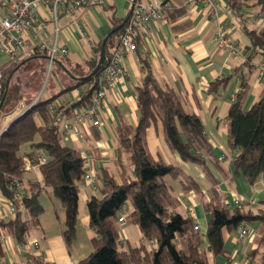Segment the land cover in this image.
<instances>
[{"label":"crops","instance_id":"crops-1","mask_svg":"<svg viewBox=\"0 0 264 264\" xmlns=\"http://www.w3.org/2000/svg\"><path fill=\"white\" fill-rule=\"evenodd\" d=\"M158 1L167 4L172 11L171 17L167 21L151 24L149 37L143 35L138 50L125 56L122 63L124 74L117 85L107 91L102 103L100 128L94 127L91 121H84L79 125L76 139L65 141L80 151H90L94 164L93 175L97 181L96 188L84 181L81 183L76 238L71 249H68L62 236L65 216L61 203L59 210H51L40 200L44 212L37 219H30L25 245L21 246L0 228V259L3 264H28L31 257L40 255L51 264H77L93 252L94 231L90 227L89 216L80 214L81 203L85 205L91 197L100 196V187L107 176L118 181H121L124 174L134 177L133 166L128 158L119 155L116 130L123 123L131 126L138 124L136 88L145 80L142 62L146 60L152 65L159 82L180 97L186 112L197 115L202 120L217 162L214 164L208 160L207 166L217 181V191L225 204L235 207L236 201L253 202L256 205L252 207L255 213L257 209L264 210V183L258 180L255 184H250L243 175L235 171L232 162L239 151L230 145L228 137V114L234 103L233 94L237 93V100L241 99L244 111H248L264 96V83L258 80L255 71V67L264 61V53L259 47H251L249 37L252 31L264 34V19L259 16L264 12V0H236L242 3L238 10L228 0H219L222 11L214 19L208 18L199 5L189 0ZM131 3L132 0H106L102 7L88 6L76 10L73 18L61 16L58 45H65L69 49L66 59L73 64L89 61L93 57L94 46L103 42L112 31V17L124 20ZM42 14V20H50L48 12L42 11ZM4 16L5 11L0 7V19ZM221 27L227 29L229 38L247 52V59L232 55L228 50L219 47L216 34ZM48 28L52 30V25L49 24ZM49 34L48 31V34L37 37L33 43L41 42ZM6 61L7 58H0V64ZM223 79V84L215 90L210 89L213 82ZM65 81L56 78L60 90L64 88ZM79 90H71L61 97L57 95L53 101L60 106H73L71 113L64 114L60 128L74 123L72 115L77 108L75 104ZM146 142L152 158H162L179 169V177H166V182L178 201L175 211L191 217L204 234L210 220L204 201L210 202L214 195L211 179L202 168L184 161L178 152L169 147L160 121L148 129ZM223 154L225 158H222ZM29 179L42 183L39 169L26 172L24 180ZM188 181L195 182L201 194L187 190ZM45 193L53 195L51 189L45 190ZM0 204H7L1 196ZM24 217L29 219L27 214ZM125 224H119L122 247L128 249L140 246L144 242L143 235L133 243L138 245L133 246L130 236L125 232ZM246 226L248 234L243 238L239 237L238 230H222L225 254L214 256L210 253L212 264L258 263L256 252L260 248L259 239L261 234L264 236V229L260 220L248 221ZM208 246V242L204 240L202 249L206 250Z\"/></svg>","mask_w":264,"mask_h":264},{"label":"trees","instance_id":"trees-1","mask_svg":"<svg viewBox=\"0 0 264 264\" xmlns=\"http://www.w3.org/2000/svg\"><path fill=\"white\" fill-rule=\"evenodd\" d=\"M228 2L237 10L242 7V3L236 0ZM166 12L170 18L172 11L168 9ZM112 21L113 29L123 22L113 17ZM122 33L123 29L108 39L103 68L118 48ZM249 37L251 47H259L264 53V34L252 31ZM101 45L102 42L94 46V54L89 61L73 64L67 59H60L57 66L69 70L76 78H84L96 67ZM37 57L47 59L46 56L34 58ZM142 69L146 77L136 88L138 124L131 126L123 123L116 130L119 155L128 158L133 166L134 177L124 174L121 181H118L107 176L100 187V196H93L88 200L89 223L94 231V250L77 264H212L210 253L214 256L225 254L222 230L227 228L235 231L246 226L248 221L255 220H260L264 229V210L257 209L255 213L252 207L256 205L251 203H244L240 207L225 204L217 191V181L207 166L208 160L214 164L217 162L202 120L199 116L186 112L180 97L159 82L147 60L142 62ZM99 73L88 81H78L68 75L69 80L64 82L65 86L58 95L82 88L84 91L75 106L90 107L98 88ZM16 74L17 71H10L5 76L4 91L7 90V93L1 107L0 120L14 113L21 101L26 100L25 105L29 109L12 119L6 129L0 125V194L9 199L16 209L14 218H0V228L17 243L25 245L30 219H37L44 212L40 196L45 190L51 189L64 209L62 236L68 249H71L76 238L80 188L85 170L81 151L66 144L56 118L61 112L71 113L73 106L63 104L51 115L50 108L56 97L36 102L25 98ZM8 79L10 81L6 88ZM224 81L225 79L213 82L210 89L215 90ZM4 91L0 96V103ZM38 117L42 124L38 123ZM158 121L163 125L169 147L178 152L184 161L202 168L211 179L214 195L210 202L204 201V208L210 216L204 234L194 229L197 224L191 217L175 211L178 201L172 194L166 177H179V169L162 158L155 160L148 152L147 132ZM228 124L229 143L239 151L232 165L250 184H255L264 173V96L248 111L242 109L239 98L231 106ZM26 143H30L33 150L21 156L18 154L19 149ZM42 150L48 154L46 164L39 168L42 183L32 179L25 181L24 159L34 158ZM17 182L23 183L21 199H15L13 192ZM186 188L201 194L195 182L188 181ZM125 207L131 208L125 210ZM123 210L127 213L126 223L137 225L143 235L144 242L140 246L128 249L121 246L119 218ZM25 214L29 217L28 220L24 217ZM204 240L209 245L206 250L202 249ZM259 240L257 264H264L262 234ZM0 264H3L1 259ZM28 264L51 263L40 255L31 257Z\"/></svg>","mask_w":264,"mask_h":264},{"label":"built area","instance_id":"built-area-1","mask_svg":"<svg viewBox=\"0 0 264 264\" xmlns=\"http://www.w3.org/2000/svg\"><path fill=\"white\" fill-rule=\"evenodd\" d=\"M190 2L199 5L206 13L208 18H218L222 11L219 0H189ZM106 0H0V7L5 11V16L0 19V58H7L8 63L0 67V96L4 91L5 76L4 70L7 66L17 64L18 62L36 56H46L49 65L48 71L53 70L55 59L58 56H69V49L65 45H58L61 16L74 17L76 10L88 6L102 7ZM168 10L166 3H161L158 0H138L130 20L123 28L119 46L111 56L109 63L100 71L98 88L94 96V103L87 108L77 107L72 118L73 124H65L60 128L63 122L64 112L58 114L56 124L59 126L60 132L63 135L64 141H74L79 135V125L84 121H91L93 126L100 128V110L102 103L106 98L108 90L114 88L120 78L124 74L123 60L126 55L134 53L138 50V45L142 36L149 37V28L151 24L161 20L167 21ZM42 11L50 14V20H42L44 18ZM45 15V14H44ZM264 19V12L260 15ZM46 17V15H45ZM49 24L52 25V30H49ZM49 37L43 39L41 42L33 43V40L39 36L48 34ZM216 39L220 48L228 50L230 54L248 58L246 51L239 48V46L229 38L228 30L219 28ZM258 80L264 83V61L255 67ZM84 89L80 88L78 100L80 99ZM237 100V93L232 96V101ZM36 102V101H35ZM58 104H52L50 114L54 115L57 111ZM29 108L25 104H21L18 109L5 117V119L16 118ZM5 127L4 129H6ZM1 134V133H0ZM83 159V166L85 173L83 181L91 187H97V181L93 175V158L89 150L81 151ZM225 154L222 158H225ZM24 169L26 172L37 170L40 166L46 164L47 159L43 156H35L34 158L26 157L24 159ZM259 181L264 183V173L260 176ZM15 199L23 198V183L17 182L13 187ZM7 204H0L1 215L0 218H14L16 214L15 206L4 198ZM244 203L240 201L235 202V206H242ZM251 204H255L251 202ZM125 210L128 208H124ZM125 210L122 211L119 222L126 223ZM194 229L200 231L199 225H195ZM239 237L243 238L248 234L247 226L238 229ZM36 246L37 243L35 244ZM23 246V245H21ZM25 247V246H24Z\"/></svg>","mask_w":264,"mask_h":264},{"label":"rangeland","instance_id":"rangeland-1","mask_svg":"<svg viewBox=\"0 0 264 264\" xmlns=\"http://www.w3.org/2000/svg\"><path fill=\"white\" fill-rule=\"evenodd\" d=\"M60 59L65 60L66 57L58 56L55 59L53 70L48 71L49 62L47 59H42L40 57L27 58L18 62L17 64L7 66L4 70V76H6V74H9L10 71H13V73L17 71L16 77H18L19 81L21 82V89L25 92L24 97L25 98L28 97L27 99H32L33 102L38 100L44 101L47 98H52V97L57 98V95L60 92V87L56 83V78L59 77L61 80H69L68 74L62 68L57 66V63L59 62ZM7 63L8 61H6L5 63L3 62L0 64V66L1 65L4 66ZM241 63L243 64V62ZM28 86H30L31 88L28 89ZM65 94H68V92L60 94L59 97H61L62 95L64 96ZM26 103H27L26 100L21 101L18 107L21 104H26ZM10 121L11 120L9 119L6 120L2 118L0 120L1 127L2 128L7 127ZM37 121L39 124H42V120L40 117L37 118ZM32 150L33 147L30 145V143H26L20 147L18 154L21 156H25L26 154H29ZM39 155L43 156L46 159L48 158V154L44 150H42ZM40 200L41 203L44 206H47L49 209L59 210L60 201L54 196V194L52 195L50 193L44 192V194L40 197ZM84 213L89 216L87 204L84 205V203H81L80 214L83 215ZM78 216H79V212H78ZM0 217H2L1 210H0ZM125 225H127V227L125 228V232H127V235L130 236L132 245L133 246L138 245L133 243L136 240L138 241V239L142 237L139 227L135 224L126 223Z\"/></svg>","mask_w":264,"mask_h":264},{"label":"water","instance_id":"water-1","mask_svg":"<svg viewBox=\"0 0 264 264\" xmlns=\"http://www.w3.org/2000/svg\"><path fill=\"white\" fill-rule=\"evenodd\" d=\"M137 1H138V0H132L131 8H130V11H129L127 17L123 20V22H122L118 27L112 29V31L108 34V36L103 40L102 45H101V51H100L99 61H98L97 65H96V67L94 68V70L91 72V74L88 75V76H86V77H84V78H76V77H74V76L70 73L69 70L64 69L65 72H66L68 75H70L72 78H74V79H76V80H78V81H88V80H90L91 78H93L97 73H99V72L102 70L103 65H104L105 62H106V43H107L108 39L110 38V36H112L113 34H115V33L118 32V31H121V30L124 28V26L127 24V22H128V21L130 20V18H131V15H132V13H133V10H134V8H135V5H136ZM9 81H10V79H8L7 82H6V88H7L8 85H9ZM6 93H7V90L4 91V94H3V97H2V100H1V103H0V111H1V107H2V105H3V103H4V100H5V98H6Z\"/></svg>","mask_w":264,"mask_h":264}]
</instances>
